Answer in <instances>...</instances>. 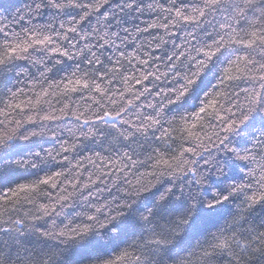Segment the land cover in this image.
Listing matches in <instances>:
<instances>
[{"label": "clouds", "instance_id": "obj_1", "mask_svg": "<svg viewBox=\"0 0 264 264\" xmlns=\"http://www.w3.org/2000/svg\"><path fill=\"white\" fill-rule=\"evenodd\" d=\"M252 32L264 0H0V264H264V39L228 38Z\"/></svg>", "mask_w": 264, "mask_h": 264}, {"label": "snow or ice", "instance_id": "obj_2", "mask_svg": "<svg viewBox=\"0 0 264 264\" xmlns=\"http://www.w3.org/2000/svg\"><path fill=\"white\" fill-rule=\"evenodd\" d=\"M209 4L215 5L216 4V0H208ZM207 12L206 10L203 12L199 13V18H203L204 15H206ZM177 15H183L184 19L186 22H195L197 20V15H187L184 14L183 12L178 11ZM229 39L233 40L234 42L238 43L241 47H252L255 45L257 39H264V37H258L256 32H252L250 37L247 39H240L239 37L236 36H231L229 35L228 37ZM212 39V44L216 45L215 47H211V46H207V47H202L200 49V56H208V57H216L217 55L220 54V52L223 50L219 47L220 43H224V39H220L219 43H217V40L214 38H210ZM38 44H43L44 41L43 40H38L37 41ZM225 47H227V45L225 44ZM174 59V58H173ZM249 60L248 56H244L242 58H238L234 63L229 64L227 60L224 61V64L226 65L224 68V80L221 81V87L216 90L214 92L213 95L210 96L209 99L203 101L202 106L199 108V112L197 113V120L192 122V123H185L184 127L185 129L188 131L189 135H193V129L196 127L197 123L199 122V117L204 114L205 112L208 113H214L217 112L220 108V102H221V98L225 96L226 91L223 87V85L225 84H229L232 80V77L234 75L235 69H238L241 67V64L244 63L245 61ZM254 63V62H253ZM174 68L177 66H173ZM262 70H264V68H262ZM80 83H86L85 81H76V84H80ZM37 103H39L40 101L37 100ZM17 108L22 107V104H17L16 105ZM158 164H164L167 165L169 164V160L166 158L161 157V159L159 161H157ZM53 177L49 176L46 177L44 183H50L52 182ZM37 185L35 184H22L19 185L18 188L12 192V197H16L18 196L21 192H25L31 189L36 188ZM162 199L164 198L163 196L161 197ZM249 199L251 200V202L253 204L259 203V202H264V191H261L259 193H250ZM225 241L223 239H221L218 244L217 247H224L225 246ZM128 255V253L126 251L119 253L118 255H116L115 257H109L106 258L102 261V264H121V262L126 258V256Z\"/></svg>", "mask_w": 264, "mask_h": 264}, {"label": "trees", "instance_id": "obj_3", "mask_svg": "<svg viewBox=\"0 0 264 264\" xmlns=\"http://www.w3.org/2000/svg\"><path fill=\"white\" fill-rule=\"evenodd\" d=\"M151 31H154V30H150V32H151ZM177 43H179V41H177ZM154 54H159V50H155V51H154ZM138 87H139V86H138ZM237 91H238V90H237ZM209 98H210V97H209ZM209 98H208V99H209ZM127 235H128V233H125V234L123 235L122 239L126 238ZM121 242H122V241H121Z\"/></svg>", "mask_w": 264, "mask_h": 264}]
</instances>
